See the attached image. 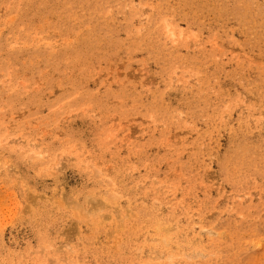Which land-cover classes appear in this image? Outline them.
<instances>
[{
  "label": "rangeland",
  "instance_id": "obj_1",
  "mask_svg": "<svg viewBox=\"0 0 264 264\" xmlns=\"http://www.w3.org/2000/svg\"><path fill=\"white\" fill-rule=\"evenodd\" d=\"M0 264H264V0H0Z\"/></svg>",
  "mask_w": 264,
  "mask_h": 264
}]
</instances>
